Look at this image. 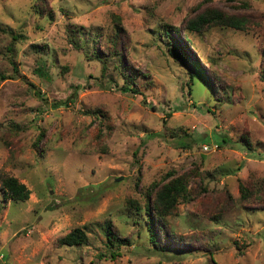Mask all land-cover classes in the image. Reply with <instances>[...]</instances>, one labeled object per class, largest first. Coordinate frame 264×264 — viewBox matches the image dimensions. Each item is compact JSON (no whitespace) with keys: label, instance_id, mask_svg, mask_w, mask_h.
Segmentation results:
<instances>
[{"label":"rangeland","instance_id":"374dc122","mask_svg":"<svg viewBox=\"0 0 264 264\" xmlns=\"http://www.w3.org/2000/svg\"><path fill=\"white\" fill-rule=\"evenodd\" d=\"M32 2L0 0V175L30 192H0V264H264V0ZM205 7L247 29L186 34L203 74L158 36ZM170 173L192 198L155 248L136 206ZM75 227L85 242L59 245Z\"/></svg>","mask_w":264,"mask_h":264},{"label":"trees","instance_id":"16d2710c","mask_svg":"<svg viewBox=\"0 0 264 264\" xmlns=\"http://www.w3.org/2000/svg\"><path fill=\"white\" fill-rule=\"evenodd\" d=\"M31 8L37 14H44V12H46L42 5V0H33ZM246 21L247 19L244 16L229 14L214 7H205L201 11L185 19L182 23V27H180L181 31H178L174 26L163 25L158 38L165 46L167 54L175 62L180 65H184L188 60H190L191 63L195 62L194 64L198 65L199 70L204 74L203 66L194 56V52L190 47V42L186 34L189 32L200 34L213 26L246 30ZM118 44L117 40H113L110 43V50H113L114 53L118 55V58H120L121 49L118 48ZM121 64L123 78L131 82L133 79L132 73H134L136 69L131 68L125 63ZM42 66V63H39L37 66V72L41 73V75H43V72H41ZM124 89L136 92L135 89L129 86H126ZM0 192L5 200L9 199L13 202H23L27 200L30 193L15 177L8 175H0ZM238 192L241 200H248L252 194H255L252 188L249 189V187H245L240 183L238 184ZM147 194L148 196L145 202H143L142 207L138 208V206H136V208L142 211L143 223L146 227L150 244L157 248L159 246L157 234H170L163 222L164 217L174 214L180 202L189 201L192 198L188 175L186 173H181L180 175H173V173H170L168 174L166 182L160 183L158 181L153 183ZM149 196L151 198L148 199ZM103 233L106 243L110 248L129 243L128 239L118 235L111 227L110 223L105 224ZM85 239L86 235L84 231L79 227H75L59 237L57 243L65 246H76L83 244ZM109 252L110 256L116 254V252L112 250H109Z\"/></svg>","mask_w":264,"mask_h":264},{"label":"built area","instance_id":"2783aa9c","mask_svg":"<svg viewBox=\"0 0 264 264\" xmlns=\"http://www.w3.org/2000/svg\"><path fill=\"white\" fill-rule=\"evenodd\" d=\"M204 148H206V147H204Z\"/></svg>","mask_w":264,"mask_h":264}]
</instances>
